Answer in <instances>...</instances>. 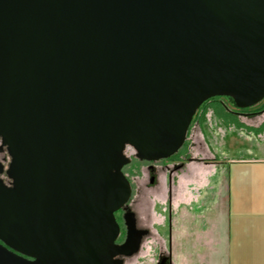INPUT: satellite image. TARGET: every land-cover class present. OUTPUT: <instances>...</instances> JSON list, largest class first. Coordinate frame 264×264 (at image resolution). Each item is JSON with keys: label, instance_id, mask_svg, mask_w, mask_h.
Returning <instances> with one entry per match:
<instances>
[{"label": "water", "instance_id": "1", "mask_svg": "<svg viewBox=\"0 0 264 264\" xmlns=\"http://www.w3.org/2000/svg\"><path fill=\"white\" fill-rule=\"evenodd\" d=\"M215 96L264 100V0H0V264L137 254L126 149L170 158Z\"/></svg>", "mask_w": 264, "mask_h": 264}, {"label": "crops", "instance_id": "2", "mask_svg": "<svg viewBox=\"0 0 264 264\" xmlns=\"http://www.w3.org/2000/svg\"><path fill=\"white\" fill-rule=\"evenodd\" d=\"M215 134L203 133L210 154L166 183L168 254L173 264H264V140L254 154H225L247 146L219 145Z\"/></svg>", "mask_w": 264, "mask_h": 264}, {"label": "rangeland", "instance_id": "3", "mask_svg": "<svg viewBox=\"0 0 264 264\" xmlns=\"http://www.w3.org/2000/svg\"><path fill=\"white\" fill-rule=\"evenodd\" d=\"M223 100L231 108H238L233 105L229 97H223ZM262 104H264V100L255 106L250 107L248 111L255 110L262 106ZM217 117L219 116H217L212 109H210L204 120L211 125H215L214 130L211 129L212 126L210 128V125L208 126L205 124L204 126H200L202 122L195 123L192 128H190L189 138L191 139V144L193 145L191 148V152L193 153L189 160L191 161L194 157L195 159H198V157H201L203 154H210L206 144L207 140L204 139L203 136V133L206 136V131H209L210 134L215 132L218 144L220 143L222 146L224 143H229V139L234 146L238 147L240 144L241 146L242 144L247 146H242L229 152L225 151V154H254V146L259 144L261 140H264V113H258L254 116H242L241 120L244 121V126L234 124L231 120L227 121V119L224 120L219 117L222 120L221 121ZM255 127L257 129L260 128L261 130H258L257 132L254 130ZM260 133L263 136L258 137ZM126 154L132 158L131 164L134 166L139 159L136 156V150L133 147L128 146ZM0 159L5 163L6 167L9 166L11 157L6 148L0 150ZM189 162L187 161V164ZM144 164L145 163L142 162L139 174L134 173L132 175L136 191L131 207L138 213L141 224L146 228H149L151 232L144 238L140 251L134 256L126 258L124 264H173L174 257L168 254L169 224L168 214H166L164 204L167 205L168 203L165 201L166 183H170V179L174 177V174L170 177V171L163 163H160L159 167H157L160 174L159 180L155 185L150 186L148 168ZM187 164L185 168H187ZM3 177L6 182H9L10 179L6 174ZM162 208L164 210H162Z\"/></svg>", "mask_w": 264, "mask_h": 264}, {"label": "flooded vegetation", "instance_id": "4", "mask_svg": "<svg viewBox=\"0 0 264 264\" xmlns=\"http://www.w3.org/2000/svg\"><path fill=\"white\" fill-rule=\"evenodd\" d=\"M192 146L193 145H191V147L190 148H187V150L186 151H184V149H185V144L181 147V149L177 152V153H175V154H181V155H179V157H174V155L173 156H171L170 158H168V159H162V160H160V161H157V162H147V161H143V160H141L142 162H144L145 164V166H147V168H148V175H149V183L151 184H149L150 186H153V185H155L156 184V182L159 180V176H160V174H159V172H158V168H157V166L160 164V163H163L164 164V166H166L167 167V169L170 171V177L172 176V174H174V172H176V171H180V170H182V169H184L185 168V166H186V164H187V161L189 162L190 160V157H191V155H192V152H191V148H192ZM189 153V154H188ZM132 159V158H131ZM143 165V166H144ZM133 167H132V164L131 163H129L128 165H126L125 167H124V171H125V173L128 175V176H130V177H132V172H133ZM4 176V175H3ZM9 182H10V180H9ZM8 182V183H9ZM132 187H133V193H132V197H131V199H130V201H129V203L128 204H126L124 207H122L120 210H118L117 212H116V217H117V220H118V222H119V224H120V227H121V233H120V236H119V238H118V240H117V242L119 243V244H121V243H124L125 242V240H126V237H127V225H126V220H125V215H126V213L127 212H129V211H133L134 213H135V217H136V222H137V228L138 229H149V228H146L145 226H143L142 224H141V222H140V220H139V216H138V213L136 212V210L134 209V208H132L131 207V205H132V201H133V199H134V196H135V191H136V187H135V184H133L132 185ZM173 198V192L172 191H170L169 192V200H168V204H169V208H168V217L170 218V216L172 215V207H171V204H172V199ZM170 215V216H169ZM150 229H149V232H148V234H146V235H144V237H143V240H144V238L147 236V235H149L150 234ZM142 243H143V241H142ZM128 258V257H127ZM126 260V259H125Z\"/></svg>", "mask_w": 264, "mask_h": 264}, {"label": "trees", "instance_id": "5", "mask_svg": "<svg viewBox=\"0 0 264 264\" xmlns=\"http://www.w3.org/2000/svg\"><path fill=\"white\" fill-rule=\"evenodd\" d=\"M230 101L233 103L234 106H237L235 101L229 97ZM212 109V111L219 116L220 118L226 120L227 121L231 120L232 123L234 124H239L244 126V121L241 120L242 116H254L258 113H264V104H262V106H260L259 108L252 110V111H248L249 108L246 109H241V108H231L224 100L222 96H215L212 97L208 100H206L201 107L198 109L195 119L192 123H200L203 122L205 120V118L207 117V113L209 112V110ZM219 114V115H218ZM191 126V128H192ZM253 130V129H252ZM254 130H256L258 132V130H261L260 128L257 129L256 127L254 128ZM190 135V131L188 133V138L186 139L185 144V149L184 151L187 150V148L191 147V139L189 138ZM189 154V153H188ZM179 155L181 154H174V157H179ZM132 162V161H131ZM130 162V163H131ZM133 172L131 175L135 174H139L141 167H142V161L140 159H138V162H136L133 166L132 164ZM125 172V171H124ZM128 176V175H127ZM128 178L130 179L132 185L134 184L133 178L128 176Z\"/></svg>", "mask_w": 264, "mask_h": 264}]
</instances>
